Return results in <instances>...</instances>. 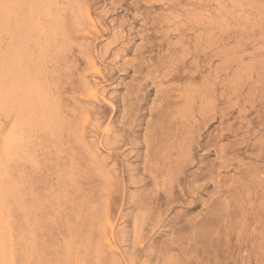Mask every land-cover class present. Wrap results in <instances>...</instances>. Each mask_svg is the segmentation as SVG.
<instances>
[{
  "label": "rangeland",
  "instance_id": "obj_1",
  "mask_svg": "<svg viewBox=\"0 0 264 264\" xmlns=\"http://www.w3.org/2000/svg\"><path fill=\"white\" fill-rule=\"evenodd\" d=\"M0 264H264V0H0Z\"/></svg>",
  "mask_w": 264,
  "mask_h": 264
},
{
  "label": "bare ground",
  "instance_id": "obj_2",
  "mask_svg": "<svg viewBox=\"0 0 264 264\" xmlns=\"http://www.w3.org/2000/svg\"><path fill=\"white\" fill-rule=\"evenodd\" d=\"M94 68V67H93ZM15 72V71H14Z\"/></svg>",
  "mask_w": 264,
  "mask_h": 264
}]
</instances>
